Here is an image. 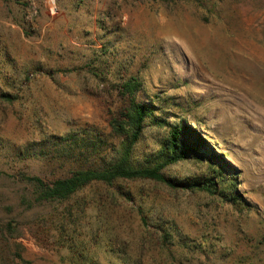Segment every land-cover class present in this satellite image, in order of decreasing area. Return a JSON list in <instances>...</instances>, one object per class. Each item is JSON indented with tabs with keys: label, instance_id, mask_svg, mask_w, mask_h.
Here are the masks:
<instances>
[{
	"label": "rangeland",
	"instance_id": "374dc122",
	"mask_svg": "<svg viewBox=\"0 0 264 264\" xmlns=\"http://www.w3.org/2000/svg\"><path fill=\"white\" fill-rule=\"evenodd\" d=\"M129 80L154 110L135 162L159 160L184 122L217 155L164 173L215 193L137 179L39 200L25 176L115 158ZM3 92L0 264H264V0H0Z\"/></svg>",
	"mask_w": 264,
	"mask_h": 264
},
{
	"label": "trees",
	"instance_id": "16d2710c",
	"mask_svg": "<svg viewBox=\"0 0 264 264\" xmlns=\"http://www.w3.org/2000/svg\"><path fill=\"white\" fill-rule=\"evenodd\" d=\"M138 87L139 84L134 80H129L120 87L122 95H128V97L125 106L113 113L109 121L113 134L122 138L121 148L115 158L102 167L75 169L66 176L53 180H46L34 175L25 176V180L32 182L38 188L39 200H65L89 186L97 184L113 185L118 180L137 179L162 182L171 187L215 193L217 180L213 178H206L204 181L200 180L189 184L174 181L164 173L166 166L189 159L200 153L209 152L211 156L216 157V153L202 133L184 122L180 125L170 126L159 160L152 164H138L135 162L133 148L140 140L146 121L153 115L154 111L149 104L136 100L134 94ZM0 98L12 100L13 96L10 93L3 92L0 93ZM155 122L161 126L168 124L166 120L162 119H155ZM221 175L223 176V174ZM234 199H236L235 196ZM11 230V226L4 227L0 223V257L4 248L8 247L9 238L7 233ZM17 256L22 262L28 263L21 254H17Z\"/></svg>",
	"mask_w": 264,
	"mask_h": 264
}]
</instances>
